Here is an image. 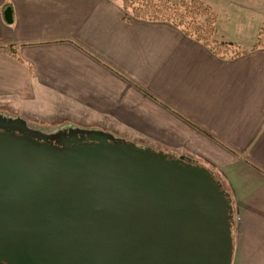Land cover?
Listing matches in <instances>:
<instances>
[{
    "label": "crops",
    "instance_id": "1",
    "mask_svg": "<svg viewBox=\"0 0 264 264\" xmlns=\"http://www.w3.org/2000/svg\"><path fill=\"white\" fill-rule=\"evenodd\" d=\"M234 43L219 57L170 22L125 19L119 0H0V114L206 169L229 201L230 264H264V44Z\"/></svg>",
    "mask_w": 264,
    "mask_h": 264
},
{
    "label": "water",
    "instance_id": "2",
    "mask_svg": "<svg viewBox=\"0 0 264 264\" xmlns=\"http://www.w3.org/2000/svg\"><path fill=\"white\" fill-rule=\"evenodd\" d=\"M69 137L0 121V264H230L229 201L206 169L97 132Z\"/></svg>",
    "mask_w": 264,
    "mask_h": 264
},
{
    "label": "rangeland",
    "instance_id": "3",
    "mask_svg": "<svg viewBox=\"0 0 264 264\" xmlns=\"http://www.w3.org/2000/svg\"><path fill=\"white\" fill-rule=\"evenodd\" d=\"M171 1L176 2L177 0ZM204 1L217 14V38L229 42L235 41L242 47L249 46L252 42H254L252 46L256 43L264 44V0ZM0 116V121L16 131L29 129L33 135L55 143L64 142L70 138V130L66 125L55 126V123H45L41 118L42 116L39 115H27L28 119H24L17 115L11 116L9 113L2 112Z\"/></svg>",
    "mask_w": 264,
    "mask_h": 264
},
{
    "label": "trees",
    "instance_id": "4",
    "mask_svg": "<svg viewBox=\"0 0 264 264\" xmlns=\"http://www.w3.org/2000/svg\"><path fill=\"white\" fill-rule=\"evenodd\" d=\"M125 19L167 21L180 28L187 36L204 43L219 57H233L242 50L234 42L216 37L217 14L204 0H119ZM259 46L258 43L251 49ZM4 50L17 56V46L7 45ZM240 51V52H238Z\"/></svg>",
    "mask_w": 264,
    "mask_h": 264
},
{
    "label": "flooded vegetation",
    "instance_id": "5",
    "mask_svg": "<svg viewBox=\"0 0 264 264\" xmlns=\"http://www.w3.org/2000/svg\"><path fill=\"white\" fill-rule=\"evenodd\" d=\"M67 143V142H66Z\"/></svg>",
    "mask_w": 264,
    "mask_h": 264
}]
</instances>
